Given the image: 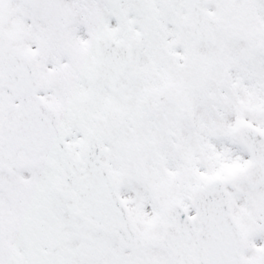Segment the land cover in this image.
Instances as JSON below:
<instances>
[{
	"label": "snow or ice",
	"instance_id": "6c2138e0",
	"mask_svg": "<svg viewBox=\"0 0 264 264\" xmlns=\"http://www.w3.org/2000/svg\"><path fill=\"white\" fill-rule=\"evenodd\" d=\"M0 264H264V0H0Z\"/></svg>",
	"mask_w": 264,
	"mask_h": 264
}]
</instances>
